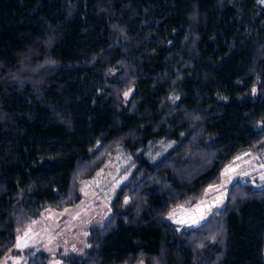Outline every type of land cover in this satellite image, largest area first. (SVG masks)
Wrapping results in <instances>:
<instances>
[{"label": "trees", "instance_id": "obj_1", "mask_svg": "<svg viewBox=\"0 0 264 264\" xmlns=\"http://www.w3.org/2000/svg\"><path fill=\"white\" fill-rule=\"evenodd\" d=\"M254 155L264 0H0V264H264V184H222Z\"/></svg>", "mask_w": 264, "mask_h": 264}, {"label": "rangeland", "instance_id": "obj_2", "mask_svg": "<svg viewBox=\"0 0 264 264\" xmlns=\"http://www.w3.org/2000/svg\"><path fill=\"white\" fill-rule=\"evenodd\" d=\"M257 160V156H251L250 157V163L251 166L254 167L252 170L248 169V167L246 166V164L240 165L235 171H233L231 174L227 172L228 168H230L231 165H233L234 163H232L230 166H228L227 169H225L226 175H225V182L222 183L223 187H227L230 185V183L236 179H241L243 181V183L249 184L252 187L255 186H259V184H264V164L259 163L256 161ZM240 162V161H238ZM109 170V169H108ZM103 171V170H102ZM125 175H122L121 177L118 178L117 183L118 185H121L124 181H125ZM98 178L95 177V179H93V181H96ZM103 184H100L99 187L104 188V186H106V179H103ZM220 192V191H218ZM223 193L219 194L217 192H215V194L212 196V198H209V200H207V202L211 201V202H215L219 197H221ZM86 196L84 199V201L82 202L81 206L79 207V209H74V211H72L73 213H77L74 216V221L75 220H82L80 219L81 216L84 217V219H88L91 217V215H93V211L94 209L92 208V206L94 204H97L99 201H101V199L103 198L102 195L96 193L94 194L92 192L89 193L88 191H86ZM214 207V205L212 206ZM95 211H98L95 210ZM86 213V214H85ZM263 259H264V254H263ZM16 262H19L20 258L16 257ZM8 262V261H7ZM10 262H8L7 264H9Z\"/></svg>", "mask_w": 264, "mask_h": 264}, {"label": "water", "instance_id": "obj_3", "mask_svg": "<svg viewBox=\"0 0 264 264\" xmlns=\"http://www.w3.org/2000/svg\"><path fill=\"white\" fill-rule=\"evenodd\" d=\"M243 163H235L228 168L227 172L232 173L235 171L240 165H243ZM214 205L213 202L209 201V203H200L197 206H195L192 209H186V211H182L176 215L174 219L171 220V222L174 225L182 226V227H191L194 225H197L199 222L207 219L209 217V213L211 210V207ZM31 229H27L24 233H22L20 236L17 237L15 241L16 249L23 250L26 247L27 244V233L31 232Z\"/></svg>", "mask_w": 264, "mask_h": 264}, {"label": "flooded vegetation", "instance_id": "obj_4", "mask_svg": "<svg viewBox=\"0 0 264 264\" xmlns=\"http://www.w3.org/2000/svg\"><path fill=\"white\" fill-rule=\"evenodd\" d=\"M103 179H97L96 181H93L92 182V184L90 185V186H87L86 187V191H88L89 193H91L92 194V192L94 193V194H96V193H98V191H97V189L99 188V186H100V184H102V181ZM82 200H81V202H80V204L79 205H77L74 209H79V207L81 206V204H82V202L85 200L84 198L85 197H87L86 196V193H84V191L82 190ZM99 204H100V201L98 202ZM97 203V204H98ZM95 206H99V205H96V204H94ZM94 205L92 206V208L94 209V213H93V215H91V217L90 218H88L87 220L86 219H84V217L83 216H81V218L80 219H84V220H75L74 221V216H75V214H77V213H71L70 215H69V218H67L66 220H71L70 221V223L69 224H74L75 222H82V221H86V222H88L89 221V219H91V218H93V217H96V216H98L97 218H95V221H94V223H93V225H96V226H101L102 224H100V222H101V217H100V215H98L99 213L97 212V211H95L96 209L94 208ZM45 222V225H43L42 226V228H45V230H47V226L48 225H50V227H52L51 225H52V222H49V221H44ZM59 222H61L60 220H58L57 222H55V224L57 225V223H59ZM52 229H54V228H52ZM67 230H69L70 231V229L69 228H67ZM35 232V231H34ZM31 233V232H30ZM42 238H43V235H42V233H40V231L38 230V232H35V233H31V235L29 236V241H27V244H26V247L24 248V250H21V251H25V250H27V249H32V248H34L41 240H42ZM14 259V258H13ZM12 259V260H13ZM11 260V259H10ZM9 262V261H8ZM14 262L13 261H10V263L9 264H13ZM7 264V263H6Z\"/></svg>", "mask_w": 264, "mask_h": 264}]
</instances>
